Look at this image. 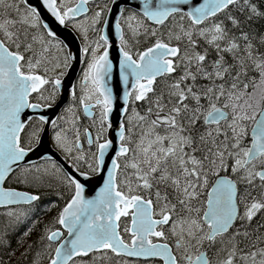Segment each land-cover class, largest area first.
<instances>
[{
  "label": "snow or ice",
  "instance_id": "snow-or-ice-1",
  "mask_svg": "<svg viewBox=\"0 0 264 264\" xmlns=\"http://www.w3.org/2000/svg\"><path fill=\"white\" fill-rule=\"evenodd\" d=\"M94 2L42 0L87 42L80 95L70 86L72 104L50 120L44 110L73 57L29 0H0V246L21 226L32 234L40 212L55 206L39 204L55 180L65 203L30 264H264V26L256 27L264 0H139L135 11L119 9L118 145L105 137L116 101L104 34L112 8L96 5L89 16ZM89 30L99 39L88 42ZM80 107L96 129L95 139L83 130L87 152ZM48 124L70 170L54 154L30 162ZM93 177L102 186L88 198Z\"/></svg>",
  "mask_w": 264,
  "mask_h": 264
},
{
  "label": "water",
  "instance_id": "water-1",
  "mask_svg": "<svg viewBox=\"0 0 264 264\" xmlns=\"http://www.w3.org/2000/svg\"><path fill=\"white\" fill-rule=\"evenodd\" d=\"M100 1V0H95ZM196 2V0H194ZM29 3L35 7L41 13V18L46 22L50 28L57 34L59 40L63 41L66 45L67 53L70 52L73 60L72 67L67 69V74L62 78V88L60 90L59 98L51 109H45V115L50 120L57 119L61 112L66 108L70 99V86H75V83L81 74L82 70V44L78 35L70 27H65L60 25L55 18L47 12L43 7L42 0H29ZM139 0H115L110 6L112 8L111 13H107L106 20L108 21V27L105 28L104 34H107L109 37V58L113 62V73L112 79L109 82L110 87L113 88L114 96L116 101L114 104V110L110 116L112 122V129L107 131V139H112L114 145H118L119 141L115 138V129L117 127L118 120H123L125 118L123 112V93L126 90L123 82L119 78V48H120V38L115 31V21L120 18L119 9L131 8L133 11L137 10ZM119 6V8L117 7ZM90 13V12H89ZM78 19H82L79 17ZM88 118V117H87ZM47 129V136L45 137V145L43 148H38L37 151L31 156L30 162L40 163L44 162L43 159H40V154L43 153L44 157H47L49 154H54L55 158L62 163L65 168L70 170V163L63 159V156L59 151H57L52 145L51 139V125H45ZM111 154V153H109ZM110 167V164L108 165ZM101 175L106 178V172ZM99 177H93V180L89 182L86 196L91 198L96 194L99 187L102 186V181H99Z\"/></svg>",
  "mask_w": 264,
  "mask_h": 264
},
{
  "label": "trees",
  "instance_id": "trees-1",
  "mask_svg": "<svg viewBox=\"0 0 264 264\" xmlns=\"http://www.w3.org/2000/svg\"><path fill=\"white\" fill-rule=\"evenodd\" d=\"M12 15L15 14L12 13ZM262 26H264V21H256V27L258 30H260ZM136 105H138V109L147 107L144 102L142 104L137 103ZM52 184V188L45 187L41 189V201L39 204L40 207L49 206L50 204H54L55 206L52 207L50 211H43L38 217H36V219L39 220V223L35 225L32 234L28 237L22 236V232L26 227L21 228L20 231L13 234L8 246H0V264H30L34 252L40 247L39 236L44 230V225L48 224L57 216L65 203L64 200H61L59 196L56 195V192L61 189L57 184ZM63 191L66 193V190ZM0 223H2V218H0ZM29 245L32 246L31 250L29 249Z\"/></svg>",
  "mask_w": 264,
  "mask_h": 264
},
{
  "label": "flooded vegetation",
  "instance_id": "flooded-vegetation-1",
  "mask_svg": "<svg viewBox=\"0 0 264 264\" xmlns=\"http://www.w3.org/2000/svg\"><path fill=\"white\" fill-rule=\"evenodd\" d=\"M108 1H110V3L112 2V0H103V1H96V2H94V3H92V4H90L91 11H92V9H93L94 6H96V5L100 4V3H103V2H108ZM104 18H105V17H104ZM82 19H83V18H82ZM68 27L72 28V29L76 32V34H77L78 37L80 38V41L82 42V44H83V48H84V41H83V39H82V37H81V33H79V31H77L76 29H74L71 25H69ZM65 53H67L66 49H65ZM86 60H87V57L85 56V54H84V52H83L82 72H81L80 77L78 78V80H77L76 83H75V86L77 87V96L80 95L79 84H80V82H81V80H82L83 71H84V69H85L86 66H87V65H86ZM65 71H67V70H65ZM46 87L50 88L51 86H46ZM58 97H59V96H58ZM57 100H58V98H57ZM72 102H73V101H72V97H71V95H70L69 104H68V106L66 107V109L72 104ZM137 103L142 104L143 102H137ZM136 106H138V105H136ZM66 109H65V110H66ZM65 110L61 113V115L65 114ZM93 112L95 113L96 117L99 116V110H98L97 108H93ZM78 114H79V116H78V117H79V125H80L81 133H82V135H81V142H82V144H83V146H84V150H85V152H87V151H88L87 137L83 135V130H84V128H88V129L92 132V134H93V139H95L96 129L93 128V127H91V119H90V118H87V117L84 116V113H83V109H82V107H80V108L78 109ZM61 115H60V116H61ZM51 131H52V135H53V130H51ZM105 137L107 138V132L105 133ZM42 163H43V162H42ZM42 163H41V164H42ZM1 211H3V209H1L0 212H1Z\"/></svg>",
  "mask_w": 264,
  "mask_h": 264
},
{
  "label": "rangeland",
  "instance_id": "rangeland-1",
  "mask_svg": "<svg viewBox=\"0 0 264 264\" xmlns=\"http://www.w3.org/2000/svg\"><path fill=\"white\" fill-rule=\"evenodd\" d=\"M76 2V0H73V3H75ZM105 4H108V6L110 7V1H108V2H103V3H100V4H98L100 7H103ZM97 10H99V8L97 7V6H94L93 7V9H92V11H91V14L89 15V16H91L92 14H94V12L95 11H97ZM107 15V14H106ZM106 15H105V17H106ZM79 33H81V32H79ZM99 35H100V33L99 32H92L91 30H89L88 31V42H90V41H93V40H98L99 39ZM81 37H82V39H83V35H82V33H81ZM83 41H84V46H85V43H87L84 39H83ZM87 59H88V57H87ZM61 70H63V69H61ZM61 70H58L57 72H55V73H50V75H52V76H56V75H58V72L59 71H61ZM65 71V70H64ZM77 115L79 116V114H78V112H77ZM69 119H71V116H69L68 117ZM53 143V142H52ZM54 145V144H53ZM55 147V146H54ZM52 183H54V184H56V181L55 180H53L52 181ZM47 206H41V209H44V208H46ZM2 212V211H1ZM41 212H43V211H41ZM40 212V213H41ZM0 218H2V217H0ZM26 227V225L25 226H21V228H25ZM40 247H41V245H40ZM39 247V248H40ZM38 248V249H39Z\"/></svg>",
  "mask_w": 264,
  "mask_h": 264
}]
</instances>
